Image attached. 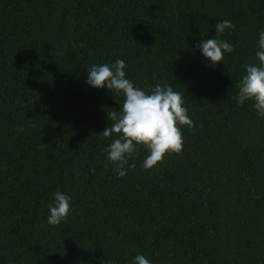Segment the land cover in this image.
<instances>
[{"label":"trees","instance_id":"trees-1","mask_svg":"<svg viewBox=\"0 0 264 264\" xmlns=\"http://www.w3.org/2000/svg\"><path fill=\"white\" fill-rule=\"evenodd\" d=\"M220 20L234 50L213 67L195 45ZM261 29L264 0H0V264H264V117L236 102ZM117 59L182 92L195 125L124 177L98 136L123 95L86 84ZM57 190L72 211L53 226Z\"/></svg>","mask_w":264,"mask_h":264},{"label":"clouds","instance_id":"clouds-1","mask_svg":"<svg viewBox=\"0 0 264 264\" xmlns=\"http://www.w3.org/2000/svg\"><path fill=\"white\" fill-rule=\"evenodd\" d=\"M215 38L201 40L195 47L201 52L210 66L222 62L225 53H232L233 45L219 37L234 25L229 20H220L215 25ZM255 61L244 66L245 73L238 84L236 102L243 105L250 101L259 117H264V29L258 33ZM126 64L122 59L115 63L92 65L88 68L86 84L95 89L104 88L113 94L123 95L120 110L107 112V120L113 123L106 126L100 138L115 136L106 149L107 160L117 165L118 177H124L128 168H135L129 160L138 155L143 147L148 153L143 160L145 170L164 162L166 155L180 154L183 150L184 127L193 128L194 122L184 106L183 93L168 84H156L150 91L136 87L126 77ZM78 174V172H77ZM54 203L48 205L49 225H59L72 211L70 197L57 190ZM133 264H151L142 254L134 257Z\"/></svg>","mask_w":264,"mask_h":264}]
</instances>
